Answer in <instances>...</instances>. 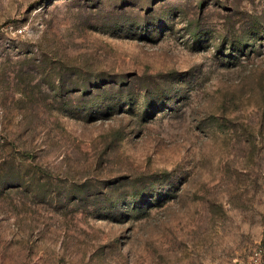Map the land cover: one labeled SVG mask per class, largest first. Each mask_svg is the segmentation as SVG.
Instances as JSON below:
<instances>
[{
  "label": "rangeland",
  "instance_id": "1",
  "mask_svg": "<svg viewBox=\"0 0 264 264\" xmlns=\"http://www.w3.org/2000/svg\"><path fill=\"white\" fill-rule=\"evenodd\" d=\"M0 264H264V0H0Z\"/></svg>",
  "mask_w": 264,
  "mask_h": 264
}]
</instances>
